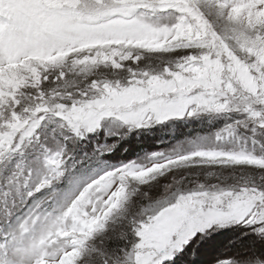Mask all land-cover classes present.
I'll return each mask as SVG.
<instances>
[{"label":"snow or ice","instance_id":"6c2138e0","mask_svg":"<svg viewBox=\"0 0 264 264\" xmlns=\"http://www.w3.org/2000/svg\"><path fill=\"white\" fill-rule=\"evenodd\" d=\"M0 264H264V0H0Z\"/></svg>","mask_w":264,"mask_h":264},{"label":"rangeland","instance_id":"374dc122","mask_svg":"<svg viewBox=\"0 0 264 264\" xmlns=\"http://www.w3.org/2000/svg\"><path fill=\"white\" fill-rule=\"evenodd\" d=\"M149 147H152L151 145Z\"/></svg>","mask_w":264,"mask_h":264}]
</instances>
